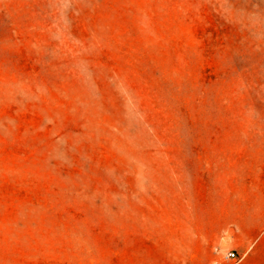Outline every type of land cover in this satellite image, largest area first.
<instances>
[{"label": "rangeland", "instance_id": "obj_1", "mask_svg": "<svg viewBox=\"0 0 264 264\" xmlns=\"http://www.w3.org/2000/svg\"><path fill=\"white\" fill-rule=\"evenodd\" d=\"M264 264V0H0V264Z\"/></svg>", "mask_w": 264, "mask_h": 264}, {"label": "built area", "instance_id": "obj_2", "mask_svg": "<svg viewBox=\"0 0 264 264\" xmlns=\"http://www.w3.org/2000/svg\"><path fill=\"white\" fill-rule=\"evenodd\" d=\"M240 257L238 255V253L234 250L228 251L225 255H224V260L221 262H216L215 264H232V263H225L227 261L230 260H238Z\"/></svg>", "mask_w": 264, "mask_h": 264}]
</instances>
